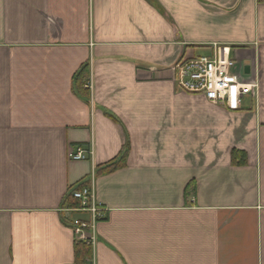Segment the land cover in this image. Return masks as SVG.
Here are the masks:
<instances>
[{"label": "crops", "instance_id": "0c3cea01", "mask_svg": "<svg viewBox=\"0 0 264 264\" xmlns=\"http://www.w3.org/2000/svg\"><path fill=\"white\" fill-rule=\"evenodd\" d=\"M215 45L258 84L238 110L174 81ZM80 184L81 264H264V0H0V264H78Z\"/></svg>", "mask_w": 264, "mask_h": 264}, {"label": "built area", "instance_id": "2783aa9c", "mask_svg": "<svg viewBox=\"0 0 264 264\" xmlns=\"http://www.w3.org/2000/svg\"><path fill=\"white\" fill-rule=\"evenodd\" d=\"M228 47L213 46L211 54H198L180 58L173 64L174 81L179 90L188 93H198L207 100L218 103L228 110L241 108L244 96H253L257 92L258 84L243 77L241 69L237 70V61L229 55ZM90 81L85 82L89 88ZM90 149L82 145H75L68 152L73 160L87 158ZM71 194L80 201L75 210L87 211L90 220L73 219L72 229L76 240L93 243L95 236L92 232L94 221L100 216V207L93 200L88 186L72 189Z\"/></svg>", "mask_w": 264, "mask_h": 264}, {"label": "trees", "instance_id": "16d2710c", "mask_svg": "<svg viewBox=\"0 0 264 264\" xmlns=\"http://www.w3.org/2000/svg\"><path fill=\"white\" fill-rule=\"evenodd\" d=\"M86 73H87V68L85 65V66H81L77 71V73L75 74V83H76V88L78 90H83L82 87L86 78ZM126 152L127 150L125 149L117 160H112L108 162L107 164L104 165V168L108 170H112L118 167L119 165H121L122 163H124L126 158ZM81 186H84V184H80L70 188L65 199L67 207L78 208L80 206V201L72 196L71 190L80 188ZM90 253H91V248L87 244V242L82 240H75L74 254H75V261L78 264L83 263L86 258H90Z\"/></svg>", "mask_w": 264, "mask_h": 264}, {"label": "water", "instance_id": "95a60500", "mask_svg": "<svg viewBox=\"0 0 264 264\" xmlns=\"http://www.w3.org/2000/svg\"><path fill=\"white\" fill-rule=\"evenodd\" d=\"M245 72H248V66L247 65L245 66Z\"/></svg>", "mask_w": 264, "mask_h": 264}]
</instances>
